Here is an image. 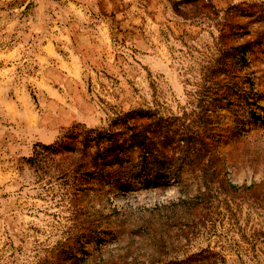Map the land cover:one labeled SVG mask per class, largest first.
Here are the masks:
<instances>
[{
    "label": "rangeland",
    "instance_id": "obj_1",
    "mask_svg": "<svg viewBox=\"0 0 264 264\" xmlns=\"http://www.w3.org/2000/svg\"><path fill=\"white\" fill-rule=\"evenodd\" d=\"M183 2L0 0V264H264V0ZM73 128L150 176L99 187Z\"/></svg>",
    "mask_w": 264,
    "mask_h": 264
},
{
    "label": "trees",
    "instance_id": "obj_2",
    "mask_svg": "<svg viewBox=\"0 0 264 264\" xmlns=\"http://www.w3.org/2000/svg\"><path fill=\"white\" fill-rule=\"evenodd\" d=\"M191 1L184 0L183 4H190ZM172 5L174 12L179 13L178 6L180 2L172 3ZM241 48L242 54L244 46ZM127 130L131 131V128H127ZM66 139L68 142L64 144L67 145L65 146L67 149L72 142H78L83 155L78 162L80 165H91L92 170L90 172H93V174L97 173L95 176L100 179L97 183H99L101 188L106 186L126 188L130 186L132 179H147L150 176V171L147 169L149 165L147 160L151 155V149H149L150 144L143 133H131L128 135L123 132L112 133L110 131L73 128ZM60 146L56 143L54 146L44 148L45 150L51 148L52 155H55L61 153L60 150L55 149ZM135 147L140 149L142 153L140 165L131 164L129 159V153ZM69 150L75 151L74 148ZM163 176L166 178V175Z\"/></svg>",
    "mask_w": 264,
    "mask_h": 264
}]
</instances>
